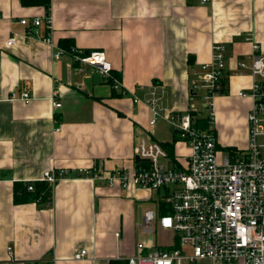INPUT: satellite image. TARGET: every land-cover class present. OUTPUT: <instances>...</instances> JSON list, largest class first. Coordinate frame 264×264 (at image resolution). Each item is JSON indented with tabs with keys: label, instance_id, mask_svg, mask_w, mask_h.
I'll return each instance as SVG.
<instances>
[{
	"label": "crops",
	"instance_id": "1",
	"mask_svg": "<svg viewBox=\"0 0 264 264\" xmlns=\"http://www.w3.org/2000/svg\"><path fill=\"white\" fill-rule=\"evenodd\" d=\"M48 11L53 45L43 39V6L0 0V264H127L140 205L154 190L109 187L77 171L135 168L141 138L184 167L189 146L165 117L187 109L189 82L217 42L226 78L213 100L217 158L245 151L252 100L239 92L253 82L251 38L264 53V0H50ZM71 47L103 51L118 83L69 53L53 56ZM152 101L161 116L150 126ZM163 127L169 135L159 138ZM49 169L70 173L53 185L49 205L14 203V182L39 181Z\"/></svg>",
	"mask_w": 264,
	"mask_h": 264
},
{
	"label": "built area",
	"instance_id": "2",
	"mask_svg": "<svg viewBox=\"0 0 264 264\" xmlns=\"http://www.w3.org/2000/svg\"><path fill=\"white\" fill-rule=\"evenodd\" d=\"M203 2L206 0H202ZM46 16L43 39L53 45L50 39L51 23ZM20 23L27 25L25 18ZM35 31L42 25L40 18L31 22ZM252 39L250 71L253 82L249 91H240V96H250L252 106L247 113L248 145L239 151L217 158L216 139L212 129L213 100L222 93L225 78L224 46L215 43L208 62L201 65L197 79L189 82L188 107L182 112H170L165 119L181 140L189 146L186 165L175 167L166 149L156 140L141 138L133 150L136 161L133 169H115L110 173L90 169L78 170L97 182L121 188H137L158 191L165 189L161 200L154 208L141 211L136 229L144 233L156 230L169 232L166 245L151 246L137 239L133 252L125 258L127 264H195L209 260L239 264H264V53ZM14 38L6 41L13 43ZM69 53L74 62L95 67L97 72L110 79L114 85L118 79L112 74V65L101 50L57 48L53 56L58 59ZM244 66V63H239ZM202 90V94L199 91ZM10 98H16L11 94ZM20 98L28 101L29 94ZM197 100L204 109L206 128L196 126L199 112ZM55 107L60 103L55 102ZM153 126L161 116L154 101L150 103ZM170 159V160H169ZM69 171V170H68ZM67 169H49L43 173V181L54 184L70 173ZM27 190L32 191V182ZM161 203L169 211L162 213ZM81 250L76 257L84 256Z\"/></svg>",
	"mask_w": 264,
	"mask_h": 264
},
{
	"label": "trees",
	"instance_id": "3",
	"mask_svg": "<svg viewBox=\"0 0 264 264\" xmlns=\"http://www.w3.org/2000/svg\"><path fill=\"white\" fill-rule=\"evenodd\" d=\"M23 6H43L46 12V15L49 13L50 0H20ZM70 49V48H68ZM226 85V78L223 79V88L222 93H224ZM221 93V94H222ZM202 120H198L196 126L199 128H206V120L200 118ZM170 156V154H168ZM171 157V156H170ZM56 183V182H55ZM54 183V184H55ZM47 181L39 180L32 183L33 190L28 191L27 185L28 182L17 181L14 182L13 192H14V203H26V202H37L38 205H49L52 200V189L53 185ZM161 211L162 213H166L169 211L168 207L165 204L161 203Z\"/></svg>",
	"mask_w": 264,
	"mask_h": 264
},
{
	"label": "rangeland",
	"instance_id": "4",
	"mask_svg": "<svg viewBox=\"0 0 264 264\" xmlns=\"http://www.w3.org/2000/svg\"><path fill=\"white\" fill-rule=\"evenodd\" d=\"M202 92H203L202 90L199 91V93H201V94H202ZM197 101H198L197 102L198 106L199 107H203L201 101H199V100H197ZM204 111H205L204 109L200 108L198 114L201 115L202 112H204ZM162 131H163L162 133L158 134L159 138H161V136L167 137L169 135L170 128L167 129L166 127H163ZM259 141L260 142L262 141L261 137L259 138ZM263 152H264V149H263ZM153 193H154V196H152L151 200H149L148 202H144V203H142L140 205L143 209L154 208V204L156 203V201L162 199V197H163V195L165 193V189L161 188L158 191H153ZM155 196L157 198H155ZM154 225L156 227L155 232H153V233H144V232H142L140 230H137L136 231L137 237H139L140 239L145 240V241L147 239H150L151 246L166 245L168 243V241H169L168 236L170 235V233L166 232L164 230H161L158 226H156V223H154ZM195 264H197V263H195ZM198 264H200V263L198 262Z\"/></svg>",
	"mask_w": 264,
	"mask_h": 264
},
{
	"label": "water",
	"instance_id": "5",
	"mask_svg": "<svg viewBox=\"0 0 264 264\" xmlns=\"http://www.w3.org/2000/svg\"><path fill=\"white\" fill-rule=\"evenodd\" d=\"M87 51V50H86ZM135 161H142L140 158H138V157H135ZM140 216H141V211H140V209H139V211H138V218L140 219Z\"/></svg>",
	"mask_w": 264,
	"mask_h": 264
}]
</instances>
